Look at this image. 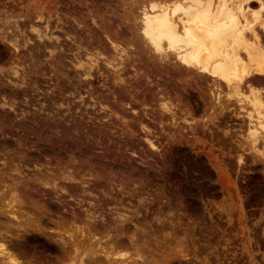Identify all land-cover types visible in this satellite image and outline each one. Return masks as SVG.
<instances>
[{
    "label": "rangeland",
    "instance_id": "obj_1",
    "mask_svg": "<svg viewBox=\"0 0 264 264\" xmlns=\"http://www.w3.org/2000/svg\"><path fill=\"white\" fill-rule=\"evenodd\" d=\"M132 1L0 0V89L3 87L0 90V104L6 100L12 104L14 108L12 111L17 110L14 112V114L16 113L15 115H12L11 110L7 111L11 113V118L9 119L10 116L8 117L9 120L6 118L7 121H5L4 116H0V121L2 119L1 122H9L7 124L3 123V131L8 127L9 129L5 130L13 133H9V135H12L14 139L20 136V140L22 141L21 138L24 136L23 134L26 130L23 127L27 125L29 127L31 125V128L36 127V122H42V120H46V117H48L46 121L48 119L51 120L52 118L49 117L51 116V111L55 113V119H58L56 121L62 124L70 125L71 123L72 125L75 122L80 126L83 124L82 131L80 132L82 134L80 135L82 140L80 139V144L79 142L75 143L72 147L67 146L65 142L63 144L65 147L62 144H54L53 140L51 141L50 133L45 132L44 134H39L37 133L38 131H34L35 129H30L32 132L26 131L22 143L26 141L27 146L23 143V149L21 147L19 151L15 149L11 157H8L11 152H0V156H2L0 161L8 164L4 168L5 165L2 166L0 162V172H3L6 177L8 176L4 182L6 181L5 184H7L8 189H14V187L16 189L18 187L14 191L28 188V195L38 203H43V199L46 198L45 192L48 188L39 184L40 181L38 182V179L41 180L43 177L36 179L33 175H38L42 171V173L47 172L48 178L56 181V184L62 182V185L59 184L58 186H64L66 188H69L71 184L77 186L75 188L77 189V194L78 190L81 191L78 188V185L80 186L78 182L82 175V178L85 179L83 180L84 188L88 185L90 188L88 189L86 187L87 190L85 188L86 193H89V195L84 192V194L79 192L77 195L78 201L74 200V198L76 199V195L73 200H70L67 194H61L65 200H68L66 201L68 203L63 200L64 204L60 202V205L58 201L63 199L61 195L59 196L60 199H58V196H55L57 198H51L53 199L51 203L55 205L53 211H39L30 207L22 208L29 212V217L32 216L35 218L38 216V218H41L39 220L45 228V232H43L45 235L42 233L45 237H42L41 232L30 229H27L29 233H27V230L24 232L22 230H20L21 232L14 230L13 232L18 237L13 232L12 234L9 232L11 235L8 233L6 237L12 241H21L23 238V240H26L22 241L26 248L25 250L23 247V251L27 256L23 253L19 254L22 257L26 256L23 260H27L28 258H33L34 260L39 255L44 258L43 260L47 258L51 259L57 250L54 249L56 246L53 241L56 240V235L52 238H46L47 236L55 234L53 232L51 234L49 231L52 226L54 228V225L51 223L59 220L61 217L69 218L72 214L68 211L72 209L71 212H75L76 216L80 217L79 219L77 217L76 224L74 223V225L82 226L80 219L83 215L85 216V211L89 209V212H92L95 218V222L97 220L96 223H100V219H105L104 222L107 223L113 221L109 233L98 232L100 233L98 238H100L99 241L101 243L99 244L104 247V251L110 250L112 253L116 251L115 254L117 252H121V254L125 251L128 252L127 255L123 254V257L117 255L115 257L117 260L131 261L132 264H264V147H261L263 141L261 139L258 140L261 151H255L251 148L250 140L246 136L245 124L242 121L240 122L238 117L234 115L236 111L231 112L228 109L230 106L224 105L223 102L219 105H213V101H210L206 84L208 80L206 79H200L199 84L195 85L191 81L188 84L179 81L176 75V79L175 76H173V79L170 76L158 74L157 69H152L150 65H148L150 67L144 65L145 57L136 51L130 52L133 55L132 59H135L133 60L135 66L123 69V72L122 70L120 72V77L125 80L120 82L113 78L112 71L114 69L108 68L102 62V58L105 59L112 56V50L107 48L108 44L102 36V33L105 28L110 32L117 29L115 28L117 20L121 14H125L131 7L133 8ZM251 6L254 7L256 4L252 3ZM80 18L85 21L80 22ZM111 24L112 26L110 28ZM120 30H123V28ZM85 38L88 39L86 40ZM99 40L101 42L100 44ZM88 44V48L94 46L93 51L86 47ZM95 44L97 45L95 46ZM75 46H77L79 52ZM80 47L81 51L79 50ZM84 52H89L93 56L99 54L97 55V59H99L97 60V66L94 68V76H99L100 78L86 84L80 81L83 77L82 71L88 66V63L85 65L87 62L86 58L84 59L82 56ZM23 66L26 67V70H24L25 68ZM79 66H82V68ZM137 69H139L138 75L135 73ZM104 71H107L110 75L108 76L107 72L104 73ZM147 74L151 75L148 76ZM106 76L111 78L108 79ZM11 78L12 80H10ZM4 80H6L5 82L7 84ZM125 83L126 86L124 85ZM171 84L173 85L172 88ZM165 86L167 87L165 88ZM11 89H14L13 92L15 95L13 96H15V99L9 94L12 92ZM15 89L18 91V94H16L17 91ZM167 89H170L168 91H172L170 92L171 94L168 91L166 92ZM174 89H177L176 92L179 93L183 104L182 111H185L180 112L176 110L177 112L174 111L175 113L173 115L165 111L162 112L159 105L160 101L164 99L163 97L167 95L172 96L173 93H176ZM125 90L129 93L131 92L130 98L122 95ZM159 90H161V94H159ZM112 93L116 95L114 94V96ZM3 95L5 96L4 99H2ZM121 95L125 97L123 99L124 101L121 99ZM222 96H225L223 92ZM145 102L146 104H144ZM52 105L54 108L51 107ZM121 105H124V107ZM47 106H49L48 109ZM16 107L17 109H15ZM42 107L45 108L43 109ZM0 110V113L8 110L7 105H4V108H0ZM29 117L32 119L30 120ZM62 117L67 118L68 121H64ZM70 117L74 123L69 122ZM90 123L93 124L91 125ZM84 124L87 128L89 127V130L84 127ZM90 127H93V130ZM91 130L92 132L94 131L93 134ZM101 133L105 134L100 135ZM70 137L74 140L76 135H70ZM30 139L32 140L30 141ZM149 140L152 141L158 151L156 148L149 147L147 143ZM39 143L40 145H38ZM33 145L36 147L34 148ZM46 145L50 153L52 152V154L49 151L45 153L50 158L41 151V148L44 149ZM52 146L54 148L56 147L55 149L52 148V150L54 149L53 151L50 149ZM38 153H40L39 156ZM3 154H5L4 157ZM42 156H46L44 161H42V158H44ZM58 157H60V161L56 160ZM24 159L25 162L23 161ZM27 161H30L32 164L30 162L26 163ZM35 161L37 163L41 162L38 165ZM10 162L11 164L9 165ZM14 164L18 167L20 165L21 167L18 169L24 174H18L14 170L12 171L11 168H13ZM1 167L7 170H3ZM92 168L95 170L92 171ZM93 172H99L101 175L94 178L90 177L89 174ZM25 173L29 174L26 175ZM68 174L72 176L75 174L77 177L72 182L69 180ZM10 176L14 179L15 183L7 181L10 180ZM90 182L92 187H90ZM101 182L104 184L102 185ZM38 184L41 186L40 188L36 186ZM5 189H1L2 192L0 190L1 194L5 191L6 195L2 196L4 202L10 195L8 193L9 191L6 189L8 191L6 192ZM43 189H45V192ZM110 190L114 196L109 193ZM32 194H34L35 199ZM97 194L100 196L98 195L97 197ZM83 197L84 199L89 198L91 201L89 199L85 201L86 199L84 200ZM113 198H116L115 203L112 202L114 201L112 200ZM55 199L56 201H54ZM109 199L112 201H107ZM93 200L96 202L94 207ZM80 201H84V204ZM85 202L88 204L85 205ZM103 204L105 208L102 206ZM117 205L118 207L116 208ZM84 206L87 207L85 208ZM96 206L103 213L100 214V217L98 216L100 212L96 210ZM101 206L102 208H99ZM68 208L71 209L68 210ZM106 208L109 211L111 209L110 213H108L109 211ZM57 211L58 213H56ZM82 211L83 214L80 213ZM64 213L69 215L65 216ZM77 213H80V215ZM116 218L117 220L118 218H127L125 220L126 223L116 222L117 220H114ZM136 221L137 223L140 222L137 224ZM169 223L174 226L171 225L173 227L170 228ZM125 224L132 226V228ZM75 226L72 227L75 228ZM115 226L117 227L114 230ZM118 227L121 229L124 227L127 228L126 230L124 228V232L123 230L121 231L123 233L121 235L117 230L119 229ZM162 227H164L163 230ZM125 231H128V235L131 233L137 235L136 238L138 237L137 240L139 239L136 248L137 251L126 249L128 242L125 237ZM138 231L140 232L138 233L139 235L137 234ZM46 232L50 234L46 235ZM18 233L23 238L20 239ZM149 233H152L150 237ZM28 234H31V236ZM75 234L77 235V233ZM119 237H121V241L126 240L122 241V244H119L120 246L122 245L121 247L117 244L121 249L117 246L116 248L118 250L115 247L111 249L110 245H112V241L114 240L111 241V239L115 238L117 241ZM148 239L150 242H147ZM103 243L106 245H103ZM118 243L120 242L118 241ZM123 245L126 246L125 249ZM132 251L135 254H139L136 255L138 258L133 255ZM183 255L186 257H182ZM129 258L130 260H127ZM84 264L94 263H87L85 261Z\"/></svg>",
    "mask_w": 264,
    "mask_h": 264
},
{
    "label": "bare ground",
    "instance_id": "obj_2",
    "mask_svg": "<svg viewBox=\"0 0 264 264\" xmlns=\"http://www.w3.org/2000/svg\"><path fill=\"white\" fill-rule=\"evenodd\" d=\"M252 3L256 4V6L252 7L251 6ZM132 4H133V8L131 7L132 6L131 5L130 6L131 9H129L126 12L123 11V12H125V14H121L120 18L117 20V24H116V27H115V28H117L116 30H113V31L110 32L107 28H105V29H103V33L101 32L102 36L105 38L106 43L108 44V45L106 44L107 48L112 50V52L110 51L112 53V56H110V57L107 56L108 58H105V59L102 58L103 59L102 62L108 68L114 69V71H112L113 75H114L113 78L115 80L120 81V82H123V80H125V79H122L120 77V72H121V70L123 72V69H127L129 67L132 68V67L135 66L134 65V61H133L135 59H132L133 55L130 52L131 51H136L138 53H141L145 57V64L144 65H147V66L150 65L152 69L153 68L157 69L158 74L160 73V74H163L165 76H170L173 79H174L173 76L176 75L177 79L179 81L184 82L186 84L190 83V81H191L195 85L199 84V80L200 79H206V80H208V82L206 83L207 84V92L209 94L208 96L210 97L209 98L210 101L211 100L213 101V105H219V104H221V102H223L224 105H227L228 107L230 106L228 109H230L231 112L236 111L234 113V115L238 117L240 122L242 121L245 124V132H246V136L250 140L251 148H253L255 151H261L259 149L258 140L261 139L263 141V145L261 147H264V0H133ZM123 6H122V8H124ZM91 15H92V13H91ZM78 17H80V16H78ZM105 17H107V16H105ZM80 20H81V18H80ZM83 20L84 19H82L80 22H82ZM111 26H112V24L110 25V28H111ZM112 28H114V27H112ZM122 28H123V30H120ZM125 30H126V32H125ZM101 31H102V29H101ZM82 37H84V36L82 35ZM95 38H96V36H95ZM85 39L87 40L88 38H85ZM86 42L88 43V41H86ZM90 43H91V41H90ZM94 43H93V45H94ZM100 43L101 42L99 40V44ZM89 44H88V46H86L87 48L89 47ZM96 45L97 44H95V46ZM18 46H20V45H18ZM75 47L77 48V46H75ZM92 47H93V49H91ZM92 47L88 48V49L93 51L94 50V46H92ZM43 48H45V47H43ZM76 50L78 51V48ZM79 50L81 51V47H80ZM105 52H106V50H105ZM84 53H83L82 56L84 57V59L86 58L87 62L85 60V62H86L85 65H87V63H88V66L84 69V71H82V74H83L82 76L83 77L80 79V81L82 83L86 84L88 82H93V81L97 80L98 78H100L99 76H94V73H95V69L94 68L97 66V60H99V59H97V55H99V54H97L96 56H93L89 52L88 53L84 52ZM108 55H109V53H108ZM84 59H83V61H84ZM104 64H103V66H105ZM100 65H102V64L100 63ZM150 66H148V67H150ZM23 67L25 68L24 70H26V67L25 66H23ZM80 68H82V66ZM138 68H139V64H138ZM151 68H150V70H151ZM136 71L137 72H135V73L137 74L139 69H137ZM74 72H76V71H74ZM106 72L104 71V73H106ZM141 73H143V72L141 71ZM107 74H108V76L110 75L108 72H107ZM132 75H134V74H132ZM150 75H148V76H150ZM140 76H141V74H140ZM176 76H175V79H176ZM25 77H26V75H25ZM161 77H163V76H161ZM107 78L110 79L111 77L110 78L107 77ZM10 80H12V78ZM158 80H160V79H158ZM5 81L6 80H4V82ZM5 83L7 84V82H5ZM153 83H155V82H153ZM55 85H54V87H55ZM124 85L126 86V83ZM161 85H162V83H161ZM6 86H4V88H6ZM155 86H156V84H155ZM172 86L173 85L171 84V88H172ZM166 87L167 86H165V88ZM2 88L0 90H2ZM136 88H137V86H136ZM155 88L157 89V87H155ZM13 90L14 89H11L12 92H10L9 94H11L10 96L14 97V99H15V96H13V95H15ZM161 90H163V89H161ZM161 90H159V94H161V92H160ZM168 90H170V89H167L166 92ZM128 91H130V89H128ZM128 91L125 90L124 94H122V93L121 94L126 96L127 98L128 97L130 98L131 97V94H130L131 92L129 93ZM176 91H177V89L175 90V92ZM162 92H164V91H162ZM168 92L170 93L172 91H168ZM222 92H223V94L225 96H222ZM108 93L110 94V92H108ZM16 94H18V91L16 92ZM29 95H31V94H29ZM165 95H166V93H165ZM180 95H182V94H180ZM6 96H8V95H6ZM108 96H110V95H108ZM161 96H160V98H161ZM4 97H5L4 95H3V98L1 96L2 99H4ZM18 97H20V96H18ZM54 98L56 99V97H54ZM124 98L125 97H123V96L121 97L122 100ZM163 98L164 99L162 101H160V105H159V107L162 110V112L165 111V112H168V113L174 115V113L177 112L178 110L180 112H184L185 111V110L182 111L183 110V108H182L183 104H182L181 97L179 96V93L176 92V93H173L172 96L167 95V96H165ZM113 99H115V98H113ZM119 99H120V97H119ZM98 100H99V98H98ZM120 100H118V101H120ZM95 101H96V99H95ZM114 103H115V101H114ZM25 104H26V102H25ZM135 104H139V103H135ZM144 104H146V102ZM0 105L2 106V107L0 106V108H4V105H7V107H8V110H4V112H2L3 114L0 113V116H4L5 117V121H7L6 118L8 119L9 116H10L9 119L11 118V113L9 112L10 113V115H9V113L7 111H9V110L12 111V110H14V108L12 107V104L9 103L6 100L3 103H1ZM117 105H118V103H117ZM121 106L124 107V105H121ZM141 106H142V104H141ZM51 107L54 108L53 105ZM48 108H49V106H47V109ZM15 109H17V107ZM18 109H19V107H18ZM116 109H117V107H116ZM129 109H131V108H129ZM79 110H81V109L79 108ZM15 111H17V110H15ZM15 111H12V115L14 114ZM20 111H22V110L20 109ZM20 111H19V113H20ZM113 111H114V108H113ZM129 112H131V111H129ZM19 113H18V115H19ZM50 113H51V116H49V117L52 118L51 120L48 119V121H46L48 117H46V120H44V121L40 118L42 120V122H39L38 120H40V119H38L37 120L38 122H36L37 125L34 124V125H36V127H32L31 128V125H30V127L27 125L28 127L27 126L23 127V128H26V130L24 129L25 131L24 130H22V131H24L26 133V131L32 132V131H30V129H32V130L35 129L34 131L35 132L38 131L37 133H39V134H41V133L44 134L45 132L46 133H50V137L52 138V139L51 138L50 139H51V141L53 140L54 144H56V145L57 144H62L63 145L64 142L66 143L67 146L69 145V147H72L73 144L78 143V142L80 144V141L82 140V138L80 137V135H82V134H80V132L82 131L83 124H82V126H80L76 122H75V124H72V125H71V123H70V125H66L65 123L62 124L61 122L56 121L58 119H55V113L54 112L51 111ZM185 113H183V114H185ZM80 114H81V112H80ZM109 114H111V113H109ZM173 115H171V116H173ZM64 116L68 117L66 115H64ZM26 117H28V116H26ZM71 117H70L69 122L70 121L72 122ZM83 117H82V120H83ZM34 118H35V116H34ZM62 118L64 119V121L65 120L68 121L67 118H64V117H62ZM29 119L31 120L32 118L29 117ZM3 120H4V118H3ZM1 121H2V119H1ZM1 121H0V152H3V153L11 152V154H9V156H8V157H11V155L13 154L15 149H17L18 151H19L20 147L23 149V147H24L23 143L26 142L25 141V142L22 143L23 137L25 136V133L23 134L24 136L21 138L22 141L20 140V136H18L17 138L15 137L17 134L14 136L15 137V139H14L12 135H9V133L10 134H13V133H11L8 130H5V129H9L8 127L5 128L4 131H3V126H4L3 123H6V122L5 121L1 122ZM7 123H9V122H7ZM72 123H74V122H72ZM83 123H85V122H83ZM22 125H23V123H22ZM84 127H86V125ZM90 128L92 129L93 127H90ZM87 130H89V127L87 128ZM92 130H91V133L93 134L94 131L92 132ZM11 131H13V130H11ZM16 132H18V131H16ZM85 132H87V131H85ZM85 132H84V135H85ZM104 134L101 133L100 135H104ZM70 135L71 136L72 135H76L75 139L73 140V138L70 137ZM106 135H107V133H106ZM35 137H37V136H35ZM31 140L32 139H30V141ZM27 142H29V141H27ZM147 143H148L150 148H156L155 145L152 143V141L149 140ZM25 145H26V143H25ZM38 145H40V143ZM38 145L36 144V146H38ZM36 146L33 145L34 148ZM42 146H44V145H42ZM46 147H47V149H45ZM46 147L44 149L41 148V151L44 154L48 153V151H49L47 145H46ZM127 147H128V145H127ZM39 148H40V146H39ZM52 148H54V147L52 146L50 149L52 150ZM66 148H68V147H66ZM17 150H16V152H17ZM157 151H158V149H157ZM55 152H54V154H55ZM49 153H50V151H49ZM39 154L40 153H38V156H39ZM50 154H52V152ZM4 155L5 154H3V157H4ZM45 155L48 156V154H45ZM56 155H58V153H56ZM1 157L2 156H0V158ZM32 157L34 158L33 155H32ZM42 157H44V156H42ZM45 157L42 158L43 159L42 161L45 160ZM48 157L50 158V156H48ZM12 158H15V157H12ZM59 158L60 157H58V159H56V160H59ZM29 159H31V158H29ZM34 159H33V161H34ZM37 159H39V158L37 157ZM115 159H118V158H115ZM3 160H4V158H3ZM21 160H22V158H21ZM23 161L25 162V159ZM30 161H27L26 163H29ZM50 161H52V160H50ZM14 162H15V160H14ZM1 163H2V166L5 165L4 168H6V166H8V164L6 162H1ZM16 163H17V161H16ZM39 163H37V164L39 165ZM10 164H11V162L9 163V165ZM36 165H34V166H36ZM14 166H15V164H14ZM14 166H13V168H11L12 171L14 170L18 174L19 173H23L22 171H19V169H18L19 167H21L20 165H19V167L17 165L15 167ZM108 166H110V165H108ZM45 167H47V166H45ZM83 168H82V170H83ZM1 169H3V168L1 167ZM42 169H41V171H42ZM90 169H91V167H90ZM3 170H7V169H3ZM38 170H40V169H38ZM93 170H95V169L92 168V171ZM75 171H77V170H75ZM42 172L41 173L37 172L40 175L39 174H38L39 176L38 175H33V177H35L36 179H38L39 177H43L41 180L38 179V182L40 181L39 184H41L42 186L48 188L46 192H45V189H43L44 192L46 193L45 194V196H46L45 199L46 200L43 199L45 201V203H44L43 200H42L43 203H38L36 200H33L28 195V192H27L28 188L27 189L23 188L21 190L18 189L17 191H14L15 187H14V189H8L7 184H5L6 181L4 182L5 178H7L8 176L6 177V175L3 174V172H0V190L3 189V188H6L9 191L8 192L5 189L6 192H8L10 194L9 197H8L9 199L6 198L7 200L5 199L6 201L4 202V200L2 199V196L6 195L5 191H3L4 193H2V194L0 193V264H84L85 261L87 263L90 262V263H94V264H132L131 261L117 260V258H115V257H117V255L118 256L121 255L119 257H123V254L127 255V253H128L127 251L123 252L122 254H121V252H119V253L117 252V254H115L116 251L114 253H112V251H110V250L109 251H104L105 250L104 247H102L99 244L101 242L99 241L100 238H98V235L100 234L98 232L109 233L113 221L111 223H107V222H104L105 219H100V223H96L97 220L95 222V218L92 215V212H89V209L87 208L88 210L85 211V216L83 215V217L80 219V221L82 222V226H75L74 223L77 220L78 216H76L75 212H73V211L71 212V210H72L71 208L74 207L71 204L70 205L72 207L68 208V210L69 209H71V210H69L68 212H70V214H72V215L69 218L68 217H61L59 220L54 221L53 223H51V224L54 225V228H52L53 227L52 226L49 231H50L51 234H52V232L55 233V234H53L52 236H47L46 237V238H48V237L52 238L53 236L56 235L55 236L56 238L54 237L56 240H53V241H54V245L56 246L54 249L55 250L57 249L56 250L57 253L55 251V255L52 256L51 259L47 258V259L43 260L44 258H42V256H40V255L38 256L37 255L38 258L35 257L34 260H33V258H28L27 260H23V258H25L27 256V254H24V251H23V247H24V242L23 241H26V240H23L24 238L21 237L22 235L19 234L21 232L20 230H22L24 232L27 229L28 230L30 229V230L39 231L42 234L43 232H45V228L40 223V220H41L40 217H39L40 220H39L38 216H36L35 218H33L32 216L29 217V212L24 210V209H22V208L30 207V208H33L34 210H39V211L40 210L41 211H43V210H45V211L46 210L53 211L55 205H53L51 203L52 200H53L51 198H53L55 196H58V199H60L59 196L61 194L62 195L63 194H67L69 196L70 200H73V198L76 195V199L74 198V200H77V195L79 194V192L84 194V193H86L87 188L90 189L88 187L89 186L88 185V186H86L87 188L85 187L86 188V190H85L84 185H83V183H84L83 180H85V179L82 178L83 175L80 176V179H79V182H78L80 184V186L78 185V188H80L81 191L78 190V194H77L76 193L77 189H75V188H77V186H73L71 183H70L71 186L69 188H66L64 186H58L59 184L62 185L61 184L62 182L56 184V181H54L51 178H48L47 172H45V173H42ZM33 173H31V174H33ZM37 173H35V174H37ZM28 174H26V175H28ZM119 174L121 175V173H119ZM73 175L74 176H72V175L68 176L69 180H71L72 182H73V180H75V177H77V176H75V174H73ZM99 175H101L99 172H93V173L89 174V176L93 177V178L96 177V176H99ZM110 177H112V176H110ZM9 178H10V180H7V179L6 180L7 181H11V183L14 182V179L11 178V176ZM114 181H115V179H114ZM116 183H118V182H116ZM116 183H114V184H116ZM39 184L36 185V186H38L40 188L41 186H39ZM95 184H97V183H95ZM103 184L104 183H102V185ZM8 185H9V183H8ZM97 185H99V184H97ZM29 186H31V185H29ZM90 187H92L91 186V182H90ZM127 187H128V185H127ZM36 189H38V188H36ZM93 189H94V187H93ZM118 189H119V187H118ZM1 192H2V190H1ZM36 192H37V190H36ZM109 193L114 196V194H113V192H111V190H110ZM86 194L89 195V193H86ZM99 194H97V197H98ZM32 195L34 196V194H32ZM37 195H38V193H37ZM39 195H40V193H39ZM41 195H42V193H41ZM121 195H122V193H121ZM86 196H84V197H86ZM84 197H83V199H84ZM94 197H93V199H95ZM55 198H57V197H55ZM34 199H35V196H34ZM41 199H39V200H41ZM58 199H57V201H58ZM79 199H80V196H79ZM88 199L89 198H87L85 201H87ZM110 199L107 200V201L110 202V201L114 200L112 202L115 203V199L116 198H113L112 200H110ZM120 199H122V198H120ZM63 200H65L64 197H63V199L58 201L59 204H60V202L62 204H64ZM89 200L91 201V199H89ZM97 200H98V198H97ZM100 200H102V199H100ZM100 200H99V202H100ZM54 201H56V199ZM66 201H68V200H65V202ZM71 202H69V203H71ZM82 202L84 204V201H82ZM109 202H107V203H109ZM55 203H57V202H55ZM66 203H68V202H66ZM77 203H79V202H77ZM85 203H86L85 205L88 204L87 202H85ZM121 203H122V201H121ZM95 204H96V202L94 201L93 207L95 206ZM112 205H113V203H112ZM98 206H100V205L98 204ZM98 206H96L95 208H97L96 210H98L100 212L99 215H98L100 217V214L102 212L100 211L101 209L100 210L98 209ZM102 206H104V204ZM102 206L99 207V208H102ZM127 206H128V204H127ZM117 207H118V205L116 206V208ZM168 207H170V206L168 205ZM104 208H105V206H104ZM131 208H132V205H131ZM114 209H115V207H114ZM76 210H78V209H76ZM29 211H31V210H29ZM62 211L65 212L63 209H62ZM110 211H111V209H110ZM110 211L108 213H110ZM56 213H58V211ZM80 213L83 214V211L80 212ZM80 213H77V214L80 215ZM60 214L62 215L61 212H60ZM158 214H160V213H158ZM33 215H34V213H33ZM66 215L68 216L69 214L66 213L65 216ZM79 218L80 217H78V219ZM126 219L127 218H123V219H119L118 218V220H117V218H116L114 220H117L116 222L119 221L120 223H123V222H125ZM172 221H174V220H172ZM136 223H137V221H136ZM169 224H170L169 226L173 225L171 223H169ZM177 224H179V223H177ZM48 225H46V226H48ZM78 225H80V224H78ZM143 225H144V223H143ZM72 226H75V228L72 227ZM126 226H130V225H126ZM173 226H171L170 228H172ZM116 227L117 226H115L114 230L116 229ZM130 227L132 228V226H130ZM130 227H128V229ZM118 228L119 229H117V230L120 233H121L122 230L124 232V228L125 227L123 229H121L120 227H118ZM126 228H125V230H126ZM133 228H135V227H133ZM163 228L164 227H162V230H163ZM151 229H152V227H151ZM14 230L20 231L18 234L20 235L19 236L20 239L23 238L22 239L23 241L22 240L21 241L20 240L19 241L18 240H15V241L13 240L12 241V240H10L9 238L6 237L9 232H11V234H12V232ZM100 230H102V231H100ZM129 230H131V229H129ZM148 230H150V229H148ZM23 232H22V234H23ZM125 232H126L125 237H126V240L128 242V243L127 242H125V243H127L128 245H126L127 247L125 245H123L124 249L126 247V249H132L133 251H137L136 248H137V244L139 242V239L137 240L138 237L136 238L137 235L134 234V233H131L130 235H128L127 234L128 231H125ZM145 232H146V230H145ZM27 233H29V231ZM35 233H37V232H35ZM50 233L46 232V235H49ZM75 233H77L78 236ZM96 233H98V234H96ZM138 233H140V232L138 231L137 234ZM152 233H149V237H150V234H152ZM11 234L9 233V235H11ZM13 234L17 236V234L15 232H13ZM43 234L45 235V233H43ZM43 234H42V237H45V236H43ZM117 234L119 235V233H117ZM117 234H116V236H117ZM122 234L123 233H121V235ZM142 234H144V233H142ZM134 235H135V238H134ZM29 236H31V234ZM141 236L143 237V235H141ZM24 237H25V235H24ZM145 237H147V236L145 235ZM145 237H143V238H145ZM120 238L121 237H119V239H117V241L115 240V238L111 239V241L114 239L112 241V245H110L111 249H113V247L116 248L117 244L118 245L122 244L123 243L122 241H126V240H122L121 241ZM122 238H124V237H122ZM25 239H26V237H25ZM149 239L147 240V242L148 241L150 242ZM140 240L142 241V239H140ZM118 241L120 243H118ZM106 242H109V241H106ZM151 242H152V240H151ZM144 244H145V242H144ZM150 244H152V243H150ZM103 245H106V244L103 243ZM118 248H116V249L118 250ZM119 249H121V248H119ZM141 249H138V250H141ZM25 250H26V248H25ZM122 250H123V247H122ZM133 251H132V253H133ZM142 251H143V249H142ZM22 253L24 255H26V256L25 257L24 256L22 257L21 255L19 256V254H22ZM133 255L136 256V255H139V254L133 253ZM185 255H183L182 257L185 258L186 257ZM21 257H22V259H21ZM50 257H51V255H50ZM129 257L131 258L130 255H129ZM179 257H180V255H179ZM130 258L127 259V260H130Z\"/></svg>",
    "mask_w": 264,
    "mask_h": 264
}]
</instances>
